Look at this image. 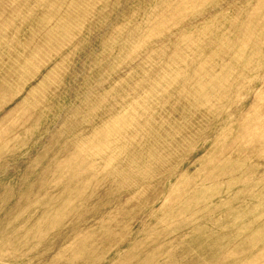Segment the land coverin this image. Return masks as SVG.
<instances>
[{"label": "rangeland", "instance_id": "rangeland-1", "mask_svg": "<svg viewBox=\"0 0 264 264\" xmlns=\"http://www.w3.org/2000/svg\"><path fill=\"white\" fill-rule=\"evenodd\" d=\"M0 264H264V0H0Z\"/></svg>", "mask_w": 264, "mask_h": 264}]
</instances>
